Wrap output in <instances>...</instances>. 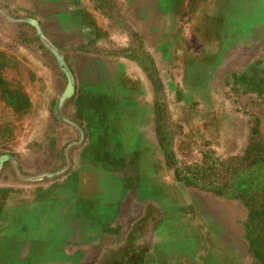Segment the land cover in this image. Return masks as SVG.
<instances>
[{"label": "rangeland", "instance_id": "1", "mask_svg": "<svg viewBox=\"0 0 264 264\" xmlns=\"http://www.w3.org/2000/svg\"><path fill=\"white\" fill-rule=\"evenodd\" d=\"M132 12L110 22L107 46L88 40L101 65L80 59L74 72L67 42L0 11L1 153L33 178L83 157L119 171L129 189L108 264H264V0H143ZM119 58L145 77L153 117L146 97L122 110ZM186 169L203 185L185 184Z\"/></svg>", "mask_w": 264, "mask_h": 264}, {"label": "crops", "instance_id": "2", "mask_svg": "<svg viewBox=\"0 0 264 264\" xmlns=\"http://www.w3.org/2000/svg\"><path fill=\"white\" fill-rule=\"evenodd\" d=\"M141 4L143 0H0V11L17 14L19 18L32 16L36 27L45 29L56 42H67L68 59L75 72L81 68L80 59L101 65L100 57L88 53L92 52V48H86L88 40L90 43L93 41L95 47H101L98 38H104V46H107V38L115 37L109 32L110 22L123 21L125 16L127 19L128 13L125 12H134ZM109 5L114 6L115 13L107 11ZM79 35L84 39H78ZM118 63L120 80L127 86L126 92L122 90L119 93L122 110H126V102H139L146 97L149 101L148 118L153 117V99L146 91L145 77L132 71L136 67L130 60L119 58ZM18 66L21 70V64ZM19 81H22L21 75ZM6 110L15 114L12 107ZM143 110L139 104L137 109L134 106L132 117H139ZM126 112L130 114L129 110ZM82 116H88V111H84ZM89 128L85 127L84 133L88 134ZM134 130L138 128L133 125L130 130L123 128V132ZM0 145L5 144L0 142ZM91 145L92 140L87 135L82 147L91 148ZM1 152L2 149L0 264H108L116 260L117 242L112 244L115 249L108 251L107 232L114 233L115 237L119 235L121 240L122 228L118 229L114 223L122 215V204L129 189L127 183L115 182V176L119 178L120 175L118 170L96 166L91 159L83 157V160H72L73 166L67 172L55 174L53 171L47 176L33 178L27 175L26 168L17 166V160L21 166L25 164L21 156L14 160L10 154ZM126 158L133 163V157L124 155V160ZM115 163L119 162L108 160L107 164ZM99 164L105 165V162L99 161ZM110 175L115 183H105ZM128 179L125 177V181ZM139 193L137 190L133 202L143 204L147 201L143 199L145 193ZM160 231L164 232V228Z\"/></svg>", "mask_w": 264, "mask_h": 264}, {"label": "trees", "instance_id": "3", "mask_svg": "<svg viewBox=\"0 0 264 264\" xmlns=\"http://www.w3.org/2000/svg\"><path fill=\"white\" fill-rule=\"evenodd\" d=\"M187 170V171H186ZM185 171H183V173L181 174L182 175V181L187 184V185H203L202 181L200 178H194L192 175H191V172L189 169H186ZM178 175V174H177ZM263 194V192H262ZM261 225V224H260ZM258 232V235L259 237L261 238L262 237V234H263V230L260 229L257 231Z\"/></svg>", "mask_w": 264, "mask_h": 264}]
</instances>
